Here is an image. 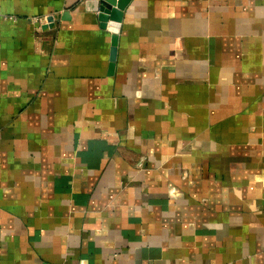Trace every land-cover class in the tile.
<instances>
[{
  "label": "crops",
  "instance_id": "0c3cea01",
  "mask_svg": "<svg viewBox=\"0 0 264 264\" xmlns=\"http://www.w3.org/2000/svg\"><path fill=\"white\" fill-rule=\"evenodd\" d=\"M0 10V264H264V0Z\"/></svg>",
  "mask_w": 264,
  "mask_h": 264
},
{
  "label": "water",
  "instance_id": "95a60500",
  "mask_svg": "<svg viewBox=\"0 0 264 264\" xmlns=\"http://www.w3.org/2000/svg\"><path fill=\"white\" fill-rule=\"evenodd\" d=\"M131 0H99V19L101 26L113 32V42L111 48V66L115 65L118 55L119 33L125 10ZM54 16H50L49 23L44 28L53 26Z\"/></svg>",
  "mask_w": 264,
  "mask_h": 264
},
{
  "label": "built area",
  "instance_id": "2783aa9c",
  "mask_svg": "<svg viewBox=\"0 0 264 264\" xmlns=\"http://www.w3.org/2000/svg\"><path fill=\"white\" fill-rule=\"evenodd\" d=\"M0 15L5 17V18H14L13 15H9L7 13H3L1 10H0ZM49 18L50 16L48 14H45V15H42V16H39V17H35V21L38 22V23H41V24H46V23H49Z\"/></svg>",
  "mask_w": 264,
  "mask_h": 264
}]
</instances>
